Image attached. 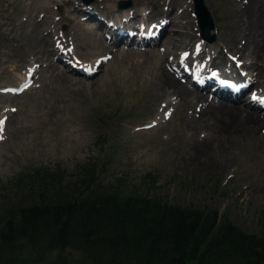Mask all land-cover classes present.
I'll return each mask as SVG.
<instances>
[{
    "label": "rangeland",
    "instance_id": "1",
    "mask_svg": "<svg viewBox=\"0 0 264 264\" xmlns=\"http://www.w3.org/2000/svg\"><path fill=\"white\" fill-rule=\"evenodd\" d=\"M120 1L124 0H97L95 6L106 18L118 14ZM132 1L135 2L132 11L143 9L145 18L151 19L148 21H158L159 14L167 18L168 0ZM204 1L214 19L216 33L247 2ZM78 2L0 0L2 91L7 93V84L16 85L33 63L40 64L35 71L37 79L33 88L20 92L19 83L12 87L16 88L15 98L0 94V118L4 121L0 134L3 136L0 140V220L10 208L34 201L43 193L75 189L83 180V166L89 164L97 170L96 188L118 185L125 193L141 191L181 206L214 208L247 233L264 235V121L257 123L256 128L263 134L262 138L251 139L242 127L233 135L221 134L214 127L208 134L200 133L197 140L186 141L184 135L188 131L174 116V107L162 106L161 102L166 103V99H154V90L150 87L155 74L161 68L165 70L157 55L164 48L163 42L173 45L163 38L173 31L179 32L178 29L170 22V31L166 28L152 46L134 44L136 48L154 49L147 50L146 56L144 50L128 52L127 45H114L115 53L104 51L98 42L103 32L92 15H85L83 22L80 14H71ZM254 2H260L264 9V0H252L250 5ZM158 3L159 9L164 6L165 11L157 12ZM185 5L189 6L182 13L187 20L185 31L197 38L192 0H185ZM99 20L111 23L109 18ZM79 25L89 27L90 31L86 33ZM61 32L73 40L76 49L73 55L90 60L94 54L110 53L113 59L90 78L70 71L69 64L56 57L59 54L54 34ZM102 37L104 42H110ZM180 37L183 42L188 41L187 36ZM196 38L191 39L190 45ZM222 41L225 50L212 59V62L218 60V64L223 58L231 61L229 56L234 54L226 50L227 42L217 35L207 48L218 50ZM175 48L177 59L182 47ZM234 57L243 60L238 55ZM18 64L21 69H15ZM156 116L163 125L151 132L137 130L156 120ZM180 140L183 146L178 148ZM147 172L155 175L156 188L143 178ZM58 255L53 251L37 264H57ZM64 259L66 264H88L75 250L65 251Z\"/></svg>",
    "mask_w": 264,
    "mask_h": 264
},
{
    "label": "trees",
    "instance_id": "2",
    "mask_svg": "<svg viewBox=\"0 0 264 264\" xmlns=\"http://www.w3.org/2000/svg\"><path fill=\"white\" fill-rule=\"evenodd\" d=\"M83 169L75 189L43 193L4 214L0 264H37L53 251L57 264H66L67 250L88 264H264V236L216 209L125 193L118 185L96 188V170ZM143 178L156 184L151 172Z\"/></svg>",
    "mask_w": 264,
    "mask_h": 264
},
{
    "label": "bare ground",
    "instance_id": "3",
    "mask_svg": "<svg viewBox=\"0 0 264 264\" xmlns=\"http://www.w3.org/2000/svg\"><path fill=\"white\" fill-rule=\"evenodd\" d=\"M250 1L252 0H247L242 7L235 10V12L229 17L227 24L217 33V37H221L227 42L226 50H230L234 53L233 56H229V59L231 60V57L238 55L244 60L237 59L241 60L240 67L247 70L249 80L243 79L237 72H228V70L236 71L233 68V61H228L223 58L222 62L215 67H211L209 64L204 65L197 80L189 79L186 82H182L178 76L167 70L166 66L168 64L167 57L169 55H172L173 57L175 56V47L180 46L183 48L182 45L184 40L182 41L181 37L179 39V35L182 34L188 36L190 39V41L184 46L183 50L188 49L190 47L191 39L195 38L194 34L189 33L187 35L184 31L187 22L182 13L186 11L189 6L184 7L185 0H168V2H166L169 12L167 10L165 16L167 18L172 16L171 23L179 32L167 34L163 38V40L172 42L173 45L168 46L167 43L163 42L164 49L157 55L162 59L161 61L165 66V70L161 68L159 73L158 69L157 72L159 74H155L152 78L150 87L154 90V99H166V103H164L163 106L174 107V116L179 120V124L184 126L188 131V134L184 135L186 141L196 139L200 136V133L208 134L209 131H213L212 128L214 127L216 131L221 134L228 135H233L236 130L242 127V129L249 134L251 139H254L255 137H263L260 136L263 134H260L256 128L257 123H263L264 116H261L258 111H256L257 106L255 105V102H253L254 99H251L245 104L243 102H238V100H242L244 94H247L248 92H251L253 96L257 97L256 100L259 102L264 100V9L261 8L260 2H254L253 5H250ZM180 8L181 10L178 12V9ZM135 12L136 11H132L131 13L133 14ZM71 14L92 15V18L98 23V29L103 32L104 37L106 39H111L109 43H106L102 37L103 35H99L98 42H101L100 44L103 45L102 49L114 53L117 51V48L114 47L113 42L111 41H125V38L129 37L127 42L128 48H126V50L128 52L131 51V49L138 51L144 50L143 54L146 56V51L149 50V48H136L134 44L151 45V43L157 40L160 33L166 29L163 25H160L152 37L147 38L146 32H143L140 37H136L134 28L128 23V14L126 16L110 15L108 17L109 21H111L109 25L106 21H100L97 15L88 13L84 7H76ZM228 42H231L232 45ZM207 46L208 45L205 44L204 48H207ZM208 49L209 51L207 54H209L210 61H212L214 57H218V53H223L222 51L225 50L223 48L218 51H214V49L211 48ZM150 50L153 51L154 49ZM204 51L205 49L201 51V53ZM178 56L179 53L177 54V62H179ZM199 56L200 53L196 55V57ZM174 58L176 59V57ZM193 59L194 56L192 51H190L185 56L184 61L189 63ZM68 68L70 71H76L75 67L71 65H69ZM60 73L65 75L62 70H60ZM181 76L185 77L186 73L182 71ZM219 76L230 77L239 85L240 90L235 93L225 92L221 97H213L209 93L203 92L208 86H214V78ZM22 79L23 81L27 80L24 76ZM198 81H201V84H198ZM189 83H192V86ZM248 87H250V89L246 91ZM5 96L16 97V95L10 94H5ZM261 105L264 110V103H261ZM157 111L160 112L159 107L157 108ZM163 124L164 123L158 121L157 126ZM168 139L171 140L172 136L169 135ZM182 143V140H180L176 147L180 148L183 146ZM187 143H189V141ZM202 151L205 152V149L203 148Z\"/></svg>",
    "mask_w": 264,
    "mask_h": 264
},
{
    "label": "snow or ice",
    "instance_id": "4",
    "mask_svg": "<svg viewBox=\"0 0 264 264\" xmlns=\"http://www.w3.org/2000/svg\"><path fill=\"white\" fill-rule=\"evenodd\" d=\"M87 71H89V73H91V70H87ZM253 99L256 100L257 97L253 96ZM260 102H261V103H264V100H261ZM13 111H15V110H13ZM3 125H4V121H3V120H0V134L3 133V130H4V129H3ZM2 139H3V136L0 135V140H2Z\"/></svg>",
    "mask_w": 264,
    "mask_h": 264
},
{
    "label": "water",
    "instance_id": "5",
    "mask_svg": "<svg viewBox=\"0 0 264 264\" xmlns=\"http://www.w3.org/2000/svg\"><path fill=\"white\" fill-rule=\"evenodd\" d=\"M90 1H91V0H90ZM202 25H204L203 22H202ZM202 28H204V29H203V32L206 34L205 26H202Z\"/></svg>",
    "mask_w": 264,
    "mask_h": 264
}]
</instances>
